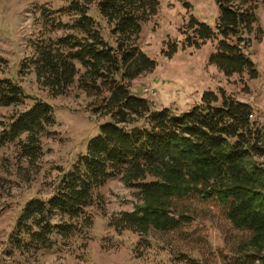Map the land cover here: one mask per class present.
<instances>
[{"label": "trees", "instance_id": "1", "mask_svg": "<svg viewBox=\"0 0 264 264\" xmlns=\"http://www.w3.org/2000/svg\"><path fill=\"white\" fill-rule=\"evenodd\" d=\"M177 1L191 8L187 0ZM215 4L213 26L190 15L179 29L181 39L168 42L161 54L170 59L210 42L214 50L208 64L226 78L256 80L249 51L263 37L259 1ZM159 8L160 0H70L65 7L38 12L21 76L34 75L49 99L76 84L95 98L93 113L102 122L71 168L61 171L51 196L24 205L12 236L14 252L34 257L89 230L93 220L87 209L102 187L119 178L137 190L141 203L114 226L143 234L173 232L185 220L180 203L191 197L214 200L232 228L248 234L243 249L249 263L264 264V130L254 121L252 107L218 90L204 92L183 112L154 110L131 92L136 79L155 70L139 37ZM27 102L32 105L4 125L0 148L18 140L21 154L35 161L55 124L52 108L19 83L0 80V108L18 109Z\"/></svg>", "mask_w": 264, "mask_h": 264}, {"label": "rangeland", "instance_id": "2", "mask_svg": "<svg viewBox=\"0 0 264 264\" xmlns=\"http://www.w3.org/2000/svg\"><path fill=\"white\" fill-rule=\"evenodd\" d=\"M69 1L0 0V80L19 83L27 94L49 104L55 118L48 136L42 139L43 154L37 160L30 161L21 154L18 140L0 148V264H250L243 249L248 234L233 229L225 210L214 200L203 202L191 197L180 203L178 210L185 220L173 232L151 229L143 234L114 226H119L124 214H131L134 206L141 203L137 190L124 186L119 178L102 187L96 203L87 209L93 220L89 230L67 243L57 241L34 257L12 250V236L24 205L31 199L51 196L61 171L71 168L102 122L93 113L95 98L76 84L64 95L49 99L46 92L39 90L34 75L20 74L27 41L38 26V12L57 10ZM258 1L257 17L263 37L249 51L258 71L256 80L244 78L240 82L237 76L229 79L208 64L214 50L210 42L199 50L164 57L161 51L168 42L181 39L179 29L190 15L213 26L218 11L215 0H187L189 10L177 0H160L157 15L143 26L139 37L141 51L156 67L136 79L131 92L147 100L154 110L183 112L199 103L204 92L222 90L249 104L254 121L264 130V0ZM31 105L27 102L18 109L0 108V136L15 112ZM25 137L20 136L21 142Z\"/></svg>", "mask_w": 264, "mask_h": 264}]
</instances>
